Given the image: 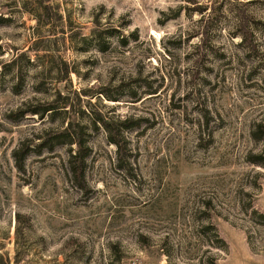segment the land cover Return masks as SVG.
I'll list each match as a JSON object with an SVG mask.
<instances>
[{
    "label": "rangeland",
    "instance_id": "374dc122",
    "mask_svg": "<svg viewBox=\"0 0 264 264\" xmlns=\"http://www.w3.org/2000/svg\"><path fill=\"white\" fill-rule=\"evenodd\" d=\"M51 2L38 13L34 0H0V264H264V223L250 217L264 212V165L250 162L264 164L252 136L264 121V0ZM58 90L86 123L90 109L139 119L123 161L102 126L90 131L85 189L67 147L32 153L25 172L14 164L23 139L65 116L18 109Z\"/></svg>",
    "mask_w": 264,
    "mask_h": 264
},
{
    "label": "trees",
    "instance_id": "16d2710c",
    "mask_svg": "<svg viewBox=\"0 0 264 264\" xmlns=\"http://www.w3.org/2000/svg\"><path fill=\"white\" fill-rule=\"evenodd\" d=\"M36 3V9L43 11L44 13H50L53 10V4L51 0H34ZM36 14L38 21L40 22L39 14ZM7 18H2L0 20H6ZM242 38L241 44L248 42V30L240 31L239 34ZM17 59H14L15 62ZM59 73L70 75L73 70L66 63L62 62V65L58 68ZM109 100H120L115 98V96L109 95L105 90L100 91ZM78 95V93L75 92ZM136 95V94H135ZM69 94H65L58 90L57 96L49 102H36V103H26L24 106L18 109L21 116L27 115H37L42 120L49 117L52 121L57 120L61 117V114L65 116L61 119V123L58 127L48 128L43 130L40 134H35L32 137H27L23 139L20 145L14 149L12 156L14 159L15 167L19 172L26 171V161L32 155V153L42 155L45 152H54L59 147H67V160L66 167L67 172L70 174L74 183H76L80 188H86V167L87 161L91 155L92 147L89 143V137L91 136L92 129H99L102 126L108 132V139L112 144H115L118 148V159L125 160L127 154L129 153L127 142L124 138V131L131 130L139 123V119L134 117H126L124 119H114L108 120L100 112L94 110H88L91 119L89 123L73 117L74 103L70 100ZM133 97H137L133 96ZM139 99V98H138ZM100 125V126H99ZM252 136L256 141L264 139V121L256 123L255 128L252 131ZM260 157V155H258ZM250 162L258 165H264L257 159V155L250 158ZM249 210H247L248 212ZM18 221H20L21 215L18 214ZM250 217L253 221L257 223H264L262 217H264V212L259 211L257 208H253L250 212ZM215 227V226H214ZM216 229V228H215ZM19 233V232H18ZM219 239L224 244H218V247L225 245L224 239L220 237ZM118 246H115L117 249ZM18 255V253H17ZM2 264H10L11 258L7 256L4 258L1 256ZM14 264H19V258L16 256ZM204 264H219L215 256H210L204 262Z\"/></svg>",
    "mask_w": 264,
    "mask_h": 264
}]
</instances>
